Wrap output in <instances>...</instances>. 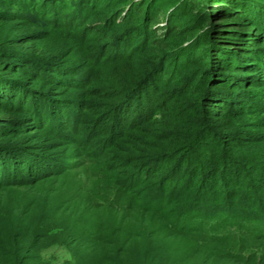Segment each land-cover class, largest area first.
Returning <instances> with one entry per match:
<instances>
[{
    "label": "trees",
    "instance_id": "1",
    "mask_svg": "<svg viewBox=\"0 0 264 264\" xmlns=\"http://www.w3.org/2000/svg\"><path fill=\"white\" fill-rule=\"evenodd\" d=\"M85 115L110 123L98 152L155 190L78 229L68 264H178L189 252L169 238L198 264H264V0H0V188L53 168L13 145L25 131ZM9 214L0 252L35 263L48 227ZM193 239L221 252L195 254Z\"/></svg>",
    "mask_w": 264,
    "mask_h": 264
},
{
    "label": "rangeland",
    "instance_id": "2",
    "mask_svg": "<svg viewBox=\"0 0 264 264\" xmlns=\"http://www.w3.org/2000/svg\"><path fill=\"white\" fill-rule=\"evenodd\" d=\"M60 96L63 100L68 98L63 92ZM63 109L65 110V108ZM76 113L75 111L73 115ZM105 121L100 118H89V115H85L82 122L75 125L74 130L68 129L71 128V125H69L71 121L66 126H59V129H56L57 126H55L54 129L56 131L54 133L45 129L37 132L25 131L14 142L13 145H18L22 149L21 154L26 155L25 159L36 160L40 165L42 163L47 165L51 163L53 165V168L47 169L43 174L34 176V173L33 176L30 174L28 178H25V182L29 180L36 182L32 188H0L1 213H10L9 215L17 218V220L28 221L29 219L30 222L32 220L34 222H42L48 227H45L47 228L44 235L45 239L43 238L39 242L37 240L34 241V245L38 244L37 251H35L37 261L28 264L70 263L72 261V251H76V245L73 242L76 241L74 234L78 229L83 230V225L85 228L89 225L93 226V221L104 222L108 215L109 217L112 215L108 212L120 208L122 204H127L130 197L135 203H141L143 197H151L152 192L155 190V183H151L149 188L138 184L136 181L138 170L130 171L121 167L122 165L115 166L119 163L118 161H112L109 156L98 152V149L103 145L102 143L107 139L106 134L110 133V123L107 124ZM55 124L57 125V123ZM17 156L20 155L17 153L11 155V158L14 157L17 162L15 164L19 165L21 163V165H24L23 161H20ZM82 158L88 159L89 163L68 167V162H77ZM183 177H180V179L182 180ZM176 184H179V182ZM253 191L251 189V193ZM257 194V196H260L259 193ZM110 197L114 200L111 201ZM238 200L242 204L237 209L241 212L251 213V210L243 206L245 199L238 197ZM114 202H116L117 208ZM99 203L104 204L99 205ZM193 203L194 200L191 199L189 205ZM251 206L253 207L254 204ZM199 207L201 206L196 207L194 205L195 209ZM215 215L221 217L223 215L222 210H218ZM185 225L186 230L190 227L194 230L193 234L196 236H193L194 238L203 236L201 228L193 229L195 227L189 221H186ZM251 237L252 232L250 229L243 228L241 239L245 238L248 240L247 242H250ZM73 238L74 240H72ZM138 240L140 243L138 250L140 252L144 244L142 242L147 241V239ZM194 241L198 243L196 252L193 250L195 254H204L205 256V254L210 252L214 255L221 252L220 246L217 249L213 248L210 243ZM165 242L167 246H174L179 250L184 249L189 252L186 256L174 257L173 262L178 264H198L199 261H197L195 255H190L191 250L186 246L185 241L169 238ZM201 244L208 247H205L206 249L201 248L199 247ZM192 246L195 247V245ZM138 254L136 247L132 252V258L128 257L129 263L135 262V257ZM7 255L4 252H0V264H12V260H10L11 256H13L12 253ZM210 264L233 263L216 258L212 259Z\"/></svg>",
    "mask_w": 264,
    "mask_h": 264
}]
</instances>
